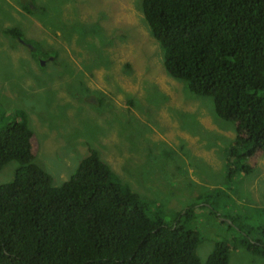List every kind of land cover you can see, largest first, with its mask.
Listing matches in <instances>:
<instances>
[{"label":"rangeland","instance_id":"obj_1","mask_svg":"<svg viewBox=\"0 0 264 264\" xmlns=\"http://www.w3.org/2000/svg\"><path fill=\"white\" fill-rule=\"evenodd\" d=\"M22 1L0 0V105L27 113L35 161L55 186L94 150L151 216L199 233L202 264L220 242L232 246L229 264H264L234 244L237 227L254 239L264 228V151L242 157L250 174H229L236 125L217 117L212 97L168 76L143 0H29L35 13ZM12 28L57 58L35 57L4 33ZM18 167L5 166L0 185Z\"/></svg>","mask_w":264,"mask_h":264},{"label":"trees","instance_id":"obj_2","mask_svg":"<svg viewBox=\"0 0 264 264\" xmlns=\"http://www.w3.org/2000/svg\"><path fill=\"white\" fill-rule=\"evenodd\" d=\"M22 3L35 13L33 1ZM142 12L165 52L168 76L197 96L212 97L217 117L235 123L231 156L237 167L229 174H250L242 157L264 151V0H143ZM4 33L37 58L58 56L18 28ZM27 117L23 109L0 105V172L19 165L14 179L0 185V264H202L199 233L180 224L168 228L151 216L149 203L96 151L55 186L35 161ZM194 209H187V220ZM237 228L234 244L264 260V228L258 239ZM231 249L229 242L218 243L204 264H229Z\"/></svg>","mask_w":264,"mask_h":264}]
</instances>
